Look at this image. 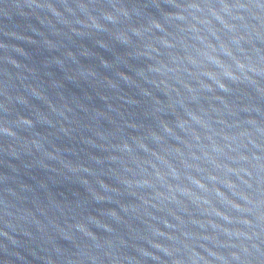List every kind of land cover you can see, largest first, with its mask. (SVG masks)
Returning a JSON list of instances; mask_svg holds the SVG:
<instances>
[{"label":"water","instance_id":"95a60500","mask_svg":"<svg viewBox=\"0 0 264 264\" xmlns=\"http://www.w3.org/2000/svg\"><path fill=\"white\" fill-rule=\"evenodd\" d=\"M0 264H264V0H0Z\"/></svg>","mask_w":264,"mask_h":264}]
</instances>
